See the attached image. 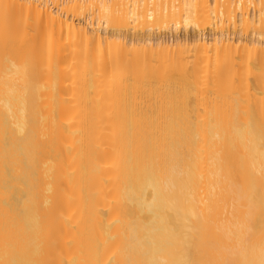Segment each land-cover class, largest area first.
<instances>
[{"label": "bare ground", "instance_id": "bare-ground-1", "mask_svg": "<svg viewBox=\"0 0 264 264\" xmlns=\"http://www.w3.org/2000/svg\"><path fill=\"white\" fill-rule=\"evenodd\" d=\"M0 264H264V0H0Z\"/></svg>", "mask_w": 264, "mask_h": 264}, {"label": "rangeland", "instance_id": "rangeland-1", "mask_svg": "<svg viewBox=\"0 0 264 264\" xmlns=\"http://www.w3.org/2000/svg\"><path fill=\"white\" fill-rule=\"evenodd\" d=\"M206 30H208V29H206ZM206 30H205V32H207ZM208 31H209V30H208ZM242 33H243V31H240V34H242ZM251 33H252L251 30H248V31H247V34H248V35H250Z\"/></svg>", "mask_w": 264, "mask_h": 264}]
</instances>
